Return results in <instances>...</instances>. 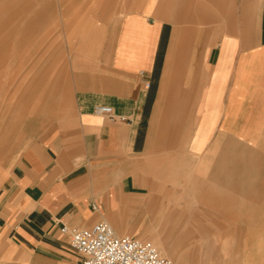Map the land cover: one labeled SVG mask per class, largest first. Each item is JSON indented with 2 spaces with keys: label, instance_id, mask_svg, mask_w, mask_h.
Listing matches in <instances>:
<instances>
[{
  "label": "crops",
  "instance_id": "0c3cea01",
  "mask_svg": "<svg viewBox=\"0 0 264 264\" xmlns=\"http://www.w3.org/2000/svg\"><path fill=\"white\" fill-rule=\"evenodd\" d=\"M147 15L114 22L82 63L72 117L0 164V264H80L64 226L109 220L132 235L140 220L181 222L175 239L148 235L171 253L264 220V0L211 24ZM99 104L130 121L96 114Z\"/></svg>",
  "mask_w": 264,
  "mask_h": 264
},
{
  "label": "rangeland",
  "instance_id": "374dc122",
  "mask_svg": "<svg viewBox=\"0 0 264 264\" xmlns=\"http://www.w3.org/2000/svg\"><path fill=\"white\" fill-rule=\"evenodd\" d=\"M178 1L0 0V164L13 159L45 129L72 117L82 63L112 38L117 19L141 13L160 19L168 14L211 24L229 15L248 16L260 0H188L183 12ZM197 4L200 12L190 13ZM159 222H149L150 227L140 220L132 235L151 240L168 257L166 241L149 238V232L175 239L187 229L177 221H168L162 229ZM225 223L194 220L189 225L196 229L199 224ZM172 225L178 229L171 230ZM231 228L227 236H205L210 242L199 251L173 246L169 254L178 256L181 264H264V220L232 221Z\"/></svg>",
  "mask_w": 264,
  "mask_h": 264
},
{
  "label": "built area",
  "instance_id": "2783aa9c",
  "mask_svg": "<svg viewBox=\"0 0 264 264\" xmlns=\"http://www.w3.org/2000/svg\"><path fill=\"white\" fill-rule=\"evenodd\" d=\"M94 112L111 121H130L109 105H96ZM62 231L69 235L71 246L81 256L80 264H172L152 241L119 234L106 220L88 227L64 226Z\"/></svg>",
  "mask_w": 264,
  "mask_h": 264
},
{
  "label": "bare ground",
  "instance_id": "6f19581e",
  "mask_svg": "<svg viewBox=\"0 0 264 264\" xmlns=\"http://www.w3.org/2000/svg\"><path fill=\"white\" fill-rule=\"evenodd\" d=\"M150 241H151V240H150ZM155 245H156V247H158V245H157V244H155ZM168 255H169V256H171V254H169V253H168ZM171 259H172V258H171ZM171 261L173 262V259H172Z\"/></svg>",
  "mask_w": 264,
  "mask_h": 264
}]
</instances>
